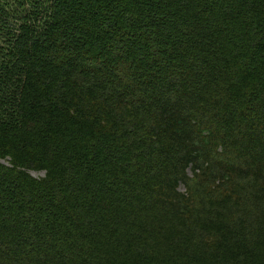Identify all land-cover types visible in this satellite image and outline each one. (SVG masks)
Here are the masks:
<instances>
[{
    "label": "trees",
    "instance_id": "obj_1",
    "mask_svg": "<svg viewBox=\"0 0 264 264\" xmlns=\"http://www.w3.org/2000/svg\"><path fill=\"white\" fill-rule=\"evenodd\" d=\"M0 264H264V0H0Z\"/></svg>",
    "mask_w": 264,
    "mask_h": 264
},
{
    "label": "rangeland",
    "instance_id": "obj_2",
    "mask_svg": "<svg viewBox=\"0 0 264 264\" xmlns=\"http://www.w3.org/2000/svg\"><path fill=\"white\" fill-rule=\"evenodd\" d=\"M33 177H41L43 175V173H34V172H31L30 173ZM183 190V188H182Z\"/></svg>",
    "mask_w": 264,
    "mask_h": 264
}]
</instances>
